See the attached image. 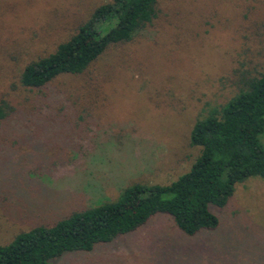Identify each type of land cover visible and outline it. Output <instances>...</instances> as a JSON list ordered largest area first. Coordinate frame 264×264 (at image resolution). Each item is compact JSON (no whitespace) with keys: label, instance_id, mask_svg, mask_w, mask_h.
<instances>
[{"label":"rangeland","instance_id":"obj_1","mask_svg":"<svg viewBox=\"0 0 264 264\" xmlns=\"http://www.w3.org/2000/svg\"><path fill=\"white\" fill-rule=\"evenodd\" d=\"M106 0H0V244L115 201L134 183L168 184L200 148L196 119L264 72V0H158L157 16L84 72L40 88L23 66L69 36ZM214 229L193 235L156 213L134 231L48 264H264V179L209 205Z\"/></svg>","mask_w":264,"mask_h":264},{"label":"trees","instance_id":"obj_2","mask_svg":"<svg viewBox=\"0 0 264 264\" xmlns=\"http://www.w3.org/2000/svg\"><path fill=\"white\" fill-rule=\"evenodd\" d=\"M158 0H106L95 5L53 50L26 63L18 77L26 89L40 88L60 74H80L108 47L130 41L157 16ZM223 105L195 120L189 135L200 148L190 168L168 184L134 183L115 201L76 211L51 226L19 232L0 244V264H48L69 251H89L96 243L134 231L156 213L193 235L214 229L209 205L224 206L235 184L264 179V72ZM14 108L0 99V122Z\"/></svg>","mask_w":264,"mask_h":264}]
</instances>
